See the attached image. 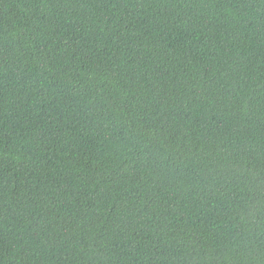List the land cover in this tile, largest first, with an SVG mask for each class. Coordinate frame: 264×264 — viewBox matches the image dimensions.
Returning <instances> with one entry per match:
<instances>
[{
	"label": "trees",
	"instance_id": "1",
	"mask_svg": "<svg viewBox=\"0 0 264 264\" xmlns=\"http://www.w3.org/2000/svg\"><path fill=\"white\" fill-rule=\"evenodd\" d=\"M0 264H264V0H0Z\"/></svg>",
	"mask_w": 264,
	"mask_h": 264
}]
</instances>
